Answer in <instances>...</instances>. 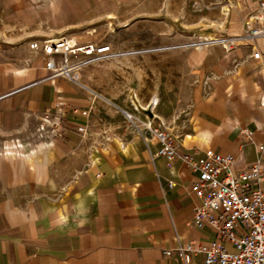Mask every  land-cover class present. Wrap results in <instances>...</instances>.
<instances>
[{
  "label": "crops",
  "instance_id": "1",
  "mask_svg": "<svg viewBox=\"0 0 264 264\" xmlns=\"http://www.w3.org/2000/svg\"><path fill=\"white\" fill-rule=\"evenodd\" d=\"M98 1L53 0L50 19L77 28ZM247 1L258 9L260 0ZM206 66L186 122L172 126L132 97L122 105L82 82L47 79L42 56L0 72V264H205L175 251L217 238L192 225L198 172L183 156L227 154L241 157L235 173L258 161L264 172L256 149L264 141V37L233 43ZM45 114L59 119L60 132L39 140L32 129ZM146 120L174 142L173 160L157 155L162 144Z\"/></svg>",
  "mask_w": 264,
  "mask_h": 264
},
{
  "label": "rangeland",
  "instance_id": "2",
  "mask_svg": "<svg viewBox=\"0 0 264 264\" xmlns=\"http://www.w3.org/2000/svg\"><path fill=\"white\" fill-rule=\"evenodd\" d=\"M52 1L0 0V72L31 67L42 56L29 49L34 40L64 35L109 45L121 55L85 67L76 82L122 105L130 97L150 104L142 112L157 115L161 126L186 122L198 72L213 55L251 40L244 24L255 12L247 0H99L87 21L66 28L51 21Z\"/></svg>",
  "mask_w": 264,
  "mask_h": 264
},
{
  "label": "built area",
  "instance_id": "3",
  "mask_svg": "<svg viewBox=\"0 0 264 264\" xmlns=\"http://www.w3.org/2000/svg\"><path fill=\"white\" fill-rule=\"evenodd\" d=\"M244 32L251 40L264 37V0H260L258 9L245 21ZM29 49L42 54L47 79L64 77L73 83L85 67L121 55L113 52L109 45L80 44L64 35L34 40ZM252 57L259 60L260 53H253ZM81 114L88 115L87 112ZM126 116L129 124L135 127L136 120L127 113ZM59 126L57 117L45 114L35 127L33 137L48 139L60 132ZM143 126L162 144L157 155L173 160L176 149L168 135L154 128L151 120H146ZM78 131L85 133L83 128ZM243 135L251 140L249 130H243ZM13 144L17 149L23 147L20 139H15ZM256 149L264 156V141L257 144ZM183 160L198 172L197 180L191 185L196 200L192 225L197 229L208 227L217 238L205 245L190 241L179 246L175 251L182 260L187 263L191 254H200L205 264H264V172L260 162L250 165L246 171L235 173L233 168L241 157L208 151L197 161L190 156H183ZM172 253L164 251L163 254L170 257Z\"/></svg>",
  "mask_w": 264,
  "mask_h": 264
},
{
  "label": "bare ground",
  "instance_id": "4",
  "mask_svg": "<svg viewBox=\"0 0 264 264\" xmlns=\"http://www.w3.org/2000/svg\"><path fill=\"white\" fill-rule=\"evenodd\" d=\"M212 43H215V41H212ZM225 46V45H224ZM227 46V45H226Z\"/></svg>",
  "mask_w": 264,
  "mask_h": 264
}]
</instances>
